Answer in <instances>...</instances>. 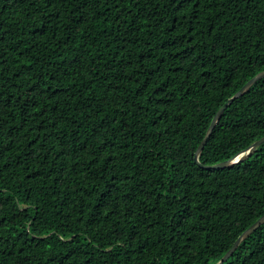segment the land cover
<instances>
[{"label":"trees","instance_id":"1","mask_svg":"<svg viewBox=\"0 0 264 264\" xmlns=\"http://www.w3.org/2000/svg\"><path fill=\"white\" fill-rule=\"evenodd\" d=\"M264 70V0H0V264H216L264 214V142L194 159ZM264 136V77L199 160ZM223 264H264V223Z\"/></svg>","mask_w":264,"mask_h":264},{"label":"water","instance_id":"2","mask_svg":"<svg viewBox=\"0 0 264 264\" xmlns=\"http://www.w3.org/2000/svg\"><path fill=\"white\" fill-rule=\"evenodd\" d=\"M264 77V70L257 73L255 76H253L251 79H249L232 97H230L223 105L220 106V108L217 110L215 116L213 117L211 124L202 139L201 143L199 144L196 152H195V161L202 167L205 168H223L227 166H231L241 160H244L249 155H251L254 150L261 145L264 142V136L260 139L253 142L251 145H249L247 148L241 150L236 155H234L232 158L218 162L216 164H204L199 160V154L204 149L205 144L208 141V138L210 137L214 126L216 123L220 120L221 116L223 115L224 111L228 107V105L234 101L236 98L242 96L258 79ZM262 223H264V214L255 221L251 226H249L234 242L232 247L224 254V256L217 262L216 264H223L228 257L235 251L239 243L242 241L243 238L251 234L254 230H256Z\"/></svg>","mask_w":264,"mask_h":264}]
</instances>
